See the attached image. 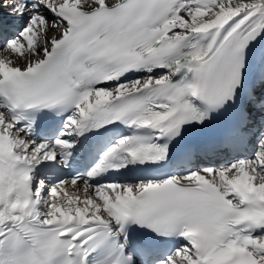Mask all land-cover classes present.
I'll use <instances>...</instances> for the list:
<instances>
[{"label": "snow or ice", "instance_id": "6c2138e0", "mask_svg": "<svg viewBox=\"0 0 264 264\" xmlns=\"http://www.w3.org/2000/svg\"><path fill=\"white\" fill-rule=\"evenodd\" d=\"M0 264H264V0H0Z\"/></svg>", "mask_w": 264, "mask_h": 264}]
</instances>
